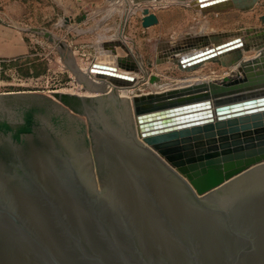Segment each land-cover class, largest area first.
<instances>
[{
  "label": "water",
  "instance_id": "water-1",
  "mask_svg": "<svg viewBox=\"0 0 264 264\" xmlns=\"http://www.w3.org/2000/svg\"><path fill=\"white\" fill-rule=\"evenodd\" d=\"M256 2L190 4L206 14ZM150 9L143 28L158 23ZM105 45L117 67L91 66L102 83L79 96L89 111L50 96L31 132L0 141V264H264V26L158 42L155 63L228 71L131 97L117 88L160 78L125 41ZM36 95L0 93V119L23 120L27 107L3 102Z\"/></svg>",
  "mask_w": 264,
  "mask_h": 264
},
{
  "label": "rangeland",
  "instance_id": "rangeland-1",
  "mask_svg": "<svg viewBox=\"0 0 264 264\" xmlns=\"http://www.w3.org/2000/svg\"><path fill=\"white\" fill-rule=\"evenodd\" d=\"M48 2L50 0H0V28L5 34L0 38V46L14 40L11 33L20 35L21 43L26 46L23 53L0 52V93L34 92L47 96H91L94 93L84 86L75 69L87 75L92 63L115 61L116 55L105 43L106 40L113 39L122 41L117 25L126 6L114 2L106 5L102 15L93 18L89 24L85 51L73 52V44L69 46L68 42L63 41L67 45L60 47L46 37L44 32L60 38L61 28L72 26L79 31L82 23H76L74 16H69L70 21L67 22L65 17L59 15L57 7L53 8ZM140 5L143 6H138ZM149 7L150 11L157 15L158 23L143 28L141 10L137 7L130 19V24H134L135 30L134 41L129 47L142 67L149 74H157L160 80L150 84L147 76V79L127 88L130 91L129 97L151 90L160 91L176 87L187 80L204 75L210 78L222 77L228 71L212 62L205 63L191 72L181 71L172 62L155 63L158 42L185 39L187 35L232 32L264 26L260 19L264 14V0H257L250 9H229L213 14H203L190 3H170L167 7L150 4ZM68 40L70 42V39ZM80 43L78 44L82 45ZM116 51L117 55L125 54L120 47H117ZM245 54L248 55L249 52ZM135 76L144 77L141 73Z\"/></svg>",
  "mask_w": 264,
  "mask_h": 264
},
{
  "label": "crops",
  "instance_id": "crops-1",
  "mask_svg": "<svg viewBox=\"0 0 264 264\" xmlns=\"http://www.w3.org/2000/svg\"><path fill=\"white\" fill-rule=\"evenodd\" d=\"M110 2H114V4H121L122 6H126L125 11L122 12L120 22L117 25L119 30V36L123 38L122 41L131 44L134 41V24H130V19L135 14V9L138 7L139 4H150L151 1H144L142 3H135L134 0H50L51 6L57 7V11L59 15L61 14L62 17H69V16H76L80 13H85L87 19L80 24L81 29L77 31V29L73 28L72 26H67L65 28H61L59 32L60 39L64 42H68L69 46L74 45V51H85V42L87 41V29L89 28V24L92 22L93 18L100 17L102 12L105 10V6L109 4H113ZM147 2V3H146ZM131 3V4H130ZM129 5V7H128ZM135 5V6H134ZM134 6V7H133ZM134 8V9H133ZM131 10V11H129ZM199 11V10H197ZM214 11L208 12V14H213ZM60 26V24H58ZM3 29L0 28V38L4 37ZM14 40L9 41L8 43L0 46V52L3 53H23L26 50V46L21 43V37L17 33H11ZM70 39V42L69 40ZM1 41V40H0ZM108 41V40H106ZM81 42L82 45L78 43ZM80 43V44H81ZM66 44V43H65ZM66 44V45H67ZM73 49V48H72ZM256 54L255 51H250L249 54H245L246 57H252ZM208 78L209 76H202L200 78ZM197 78V79H200ZM210 78V77H209ZM212 78V77H211ZM196 80V79H194Z\"/></svg>",
  "mask_w": 264,
  "mask_h": 264
},
{
  "label": "flooded vegetation",
  "instance_id": "flooded-vegetation-1",
  "mask_svg": "<svg viewBox=\"0 0 264 264\" xmlns=\"http://www.w3.org/2000/svg\"><path fill=\"white\" fill-rule=\"evenodd\" d=\"M161 56L156 55V60H160ZM58 100L67 107L78 113H84L93 107L94 102L90 99H81L79 96H70L64 100L61 95H56ZM52 97L44 95H36L26 99L8 98L3 103L9 107L25 106L27 107L26 115L23 120L19 118L4 120L0 119V141L9 140L10 142H19L23 134L32 131L33 117L43 115L47 112Z\"/></svg>",
  "mask_w": 264,
  "mask_h": 264
},
{
  "label": "bare ground",
  "instance_id": "bare-ground-1",
  "mask_svg": "<svg viewBox=\"0 0 264 264\" xmlns=\"http://www.w3.org/2000/svg\"><path fill=\"white\" fill-rule=\"evenodd\" d=\"M128 1V0H127ZM191 0H155V1H151L150 4H155L156 6H162V7H167L170 3L171 4H189ZM147 3V2H146ZM131 4V3H130ZM150 4H144L145 6H148ZM135 6V5H134ZM133 6V7H134ZM129 7V5H128ZM130 8V7H129ZM138 8H142V5H140V7L138 6ZM134 9V8H133ZM131 11V10H129ZM93 64H100V65H105V66H109V67H117L116 65V62L115 61H111V60H107V61H101V62H95V63H92L91 66ZM91 66L88 68L87 70V75H84V74H81V71L76 70L78 76L81 78L82 82L84 83V86L88 89V90H91L92 93L96 94V91L98 90V87H99V84H101L102 82L99 80H96V75L94 73H92L90 71V68ZM118 73H121V74H124V75H137L136 73L134 72H126L120 68H117L116 70ZM95 76V77H94ZM78 77V78H79ZM94 77V78H93ZM79 78V79H80ZM94 81H93V80ZM132 92V91H131ZM117 93L121 96H129L130 94V91L127 90V88H117ZM92 94V95H94ZM120 103H116L115 100H113L112 98H110V96L108 97V105H119ZM123 104V103H121Z\"/></svg>",
  "mask_w": 264,
  "mask_h": 264
},
{
  "label": "trees",
  "instance_id": "trees-1",
  "mask_svg": "<svg viewBox=\"0 0 264 264\" xmlns=\"http://www.w3.org/2000/svg\"><path fill=\"white\" fill-rule=\"evenodd\" d=\"M61 97L64 99V100H66L68 97H70V96H68V95H61Z\"/></svg>",
  "mask_w": 264,
  "mask_h": 264
}]
</instances>
